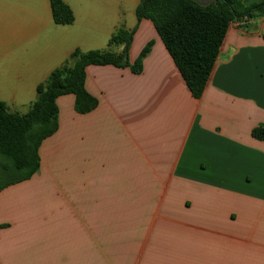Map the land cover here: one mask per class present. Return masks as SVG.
<instances>
[{"label": "crops", "instance_id": "obj_1", "mask_svg": "<svg viewBox=\"0 0 264 264\" xmlns=\"http://www.w3.org/2000/svg\"><path fill=\"white\" fill-rule=\"evenodd\" d=\"M0 0V101L26 114L76 50L135 30L139 74L89 66L87 114L57 100L59 129L31 179L0 191V264H264V18L234 23L201 99L191 94L141 0ZM263 0H246L247 5Z\"/></svg>", "mask_w": 264, "mask_h": 264}, {"label": "trees", "instance_id": "obj_2", "mask_svg": "<svg viewBox=\"0 0 264 264\" xmlns=\"http://www.w3.org/2000/svg\"><path fill=\"white\" fill-rule=\"evenodd\" d=\"M50 2L57 25L74 23V13L63 0ZM136 16L139 21L146 19L154 24L191 94L201 99L230 27L237 23L240 29L250 31L253 19L264 18V0L252 5H247L246 0H217L209 5L197 0H141ZM134 35L135 30L120 28L111 36L109 48L123 46L120 53L111 49L76 50L62 67L38 86L37 97L26 114L12 113L0 101V173L15 174L0 186V191L27 181L39 172L40 147L59 129L57 100L60 97L74 95L75 110L79 114L90 113L98 107V99L85 85L89 66L112 65L130 68L135 74L142 72L143 60L153 43H149L131 64L129 53ZM252 135L264 140V128L254 129Z\"/></svg>", "mask_w": 264, "mask_h": 264}, {"label": "rangeland", "instance_id": "obj_3", "mask_svg": "<svg viewBox=\"0 0 264 264\" xmlns=\"http://www.w3.org/2000/svg\"><path fill=\"white\" fill-rule=\"evenodd\" d=\"M15 176L14 173H0V186Z\"/></svg>", "mask_w": 264, "mask_h": 264}, {"label": "water", "instance_id": "obj_4", "mask_svg": "<svg viewBox=\"0 0 264 264\" xmlns=\"http://www.w3.org/2000/svg\"><path fill=\"white\" fill-rule=\"evenodd\" d=\"M202 5H209L212 2H216L217 0H197Z\"/></svg>", "mask_w": 264, "mask_h": 264}]
</instances>
